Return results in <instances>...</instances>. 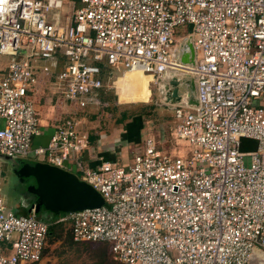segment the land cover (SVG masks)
Returning a JSON list of instances; mask_svg holds the SVG:
<instances>
[{"label": "built area", "instance_id": "2783aa9c", "mask_svg": "<svg viewBox=\"0 0 264 264\" xmlns=\"http://www.w3.org/2000/svg\"><path fill=\"white\" fill-rule=\"evenodd\" d=\"M65 2L61 20L52 12ZM6 6L0 157L73 172L104 202L42 219L10 210L0 193V264L39 262L55 223L75 241L107 243L123 264H250L256 249L264 252V0H8ZM185 43L193 56L182 62ZM57 55V88L81 108L105 104L106 66L150 75L157 84L169 72L193 79L195 104L186 88L175 103L163 96L173 106L178 145L161 151L149 137L130 164L103 160L92 168L81 157L88 135L72 114L46 145L33 146L40 121L29 94L37 62ZM243 138L256 146L242 150Z\"/></svg>", "mask_w": 264, "mask_h": 264}, {"label": "crops", "instance_id": "0c3cea01", "mask_svg": "<svg viewBox=\"0 0 264 264\" xmlns=\"http://www.w3.org/2000/svg\"><path fill=\"white\" fill-rule=\"evenodd\" d=\"M37 65L40 78L33 87L35 90L30 92V96L36 105L40 121V133L33 138L32 145H46L57 126L61 125L69 115L74 114L78 121V128L88 135V147L81 155L87 166L96 167L103 160H129L131 154L129 152V142L145 136L147 128L146 121L141 115L132 113L135 109L133 101L120 97L117 81L116 92H113V95L110 92L112 85L105 83L104 76L108 74L107 72L116 73L117 71L114 70L117 69L109 66L104 68L103 81L105 88L101 90L104 105L74 109L64 100L57 85L51 84V80L56 79V73L62 66L61 56L57 55L54 60L39 61ZM42 66H48V71H43ZM124 73L120 74L118 78L122 77ZM136 77L135 75L127 77L129 89L138 87L139 84L133 83V78ZM114 95L118 96L117 100H114ZM162 139V141H159L160 143L165 142V137ZM172 146L173 144L170 143L169 149ZM12 162L14 163L13 160H11ZM1 196L9 209L12 208L11 210L18 214L28 213L25 199L20 200V202L15 200L10 205L9 199L6 196L4 197L2 193ZM26 199L29 200V197L26 196Z\"/></svg>", "mask_w": 264, "mask_h": 264}, {"label": "rangeland", "instance_id": "374dc122", "mask_svg": "<svg viewBox=\"0 0 264 264\" xmlns=\"http://www.w3.org/2000/svg\"><path fill=\"white\" fill-rule=\"evenodd\" d=\"M67 11L68 6L67 2H65L63 8L53 10L52 13H59L61 15V20H64L63 16ZM175 37L178 38L177 35ZM8 60V56L0 54V67L5 66ZM114 71L117 72H107L108 74L104 76L105 83L112 85L110 89L111 94L113 95V92H116L117 81V86L120 89V97L133 101L135 109L132 113L134 115H141V117L146 121L147 128L145 136H141V138L136 141L133 140L129 142V152L131 153V156L129 155V160L125 161L122 159V161H118L123 165L130 164L133 153L142 150L145 140L148 137L152 138L156 147L161 149V151L168 150L170 143H176L175 146L178 145V142H176L172 133L176 123L173 106L164 103V95L158 89V84L152 82L150 75L139 72L138 76L133 78V83L139 84L138 87L135 89H129V81L127 77L132 73H124V70L122 69ZM122 73H124V75L118 78V76ZM174 76L180 77L177 75ZM38 78L40 77L38 76ZM160 82L163 83L164 81L159 80V83ZM51 84L55 85L56 80H51ZM34 90L35 89L32 88L31 92ZM117 99L118 96L114 95V100ZM64 100L69 105L73 106L74 109H78L79 106L76 102L69 101L65 98ZM34 106L36 109L35 103ZM107 116L109 115L107 114ZM163 137H165V142L160 143L159 141H162ZM179 146L182 147L181 144ZM13 170V162L11 163V159L0 157V193L9 199L10 205L15 200L20 202V200L26 199V196H31L30 191L28 190L29 179L21 180L20 177L13 172ZM40 216L38 217L42 219L51 218V214L48 212H44ZM59 230H61V237L53 242H48L42 259L33 264H123L111 257L108 247L104 243L75 241L70 236L68 227L64 224L62 227H58V232ZM255 251L264 253L257 249ZM250 264H264V258L260 259L257 258L256 255H253Z\"/></svg>", "mask_w": 264, "mask_h": 264}, {"label": "water", "instance_id": "95a60500", "mask_svg": "<svg viewBox=\"0 0 264 264\" xmlns=\"http://www.w3.org/2000/svg\"><path fill=\"white\" fill-rule=\"evenodd\" d=\"M192 56L193 51L190 43H185L181 49V61H190ZM162 81L164 82L158 84V89L166 97L167 102L178 101L180 89L186 88L189 94V103H196L193 79L185 80V78L175 77L173 73L169 72ZM11 160L14 161L13 172L21 180L29 179L28 190L31 197L29 200L25 199L28 213L40 216L42 213L48 212L51 214V218H56L62 213L99 207L104 202L98 191L79 179L73 172L42 161Z\"/></svg>", "mask_w": 264, "mask_h": 264}, {"label": "trees", "instance_id": "16d2710c", "mask_svg": "<svg viewBox=\"0 0 264 264\" xmlns=\"http://www.w3.org/2000/svg\"><path fill=\"white\" fill-rule=\"evenodd\" d=\"M256 146V141L255 140H252V139H248V138H243L242 141H241V149L242 150H248V149H252ZM11 210V209H10ZM13 211V210H12ZM15 212V211H14ZM17 213V212H16ZM62 223H55V224H52L50 227H49V235H48V242H53L54 240L58 239L59 237H61V233L59 230L58 232V227H62ZM70 232V230H69ZM70 236H71V233H69ZM72 237V236H71ZM100 243H104L107 247H108V250H109V253H110V249H109V246L107 243L105 242H100ZM45 251V250H44ZM111 255V253H110ZM36 263V262H34ZM33 264V263H32Z\"/></svg>", "mask_w": 264, "mask_h": 264}, {"label": "clouds", "instance_id": "9594fccd", "mask_svg": "<svg viewBox=\"0 0 264 264\" xmlns=\"http://www.w3.org/2000/svg\"><path fill=\"white\" fill-rule=\"evenodd\" d=\"M7 3L8 0H0V17H2L3 14L9 10V8L6 6Z\"/></svg>", "mask_w": 264, "mask_h": 264}, {"label": "bare ground", "instance_id": "6f19581e", "mask_svg": "<svg viewBox=\"0 0 264 264\" xmlns=\"http://www.w3.org/2000/svg\"><path fill=\"white\" fill-rule=\"evenodd\" d=\"M136 72H137V71H136ZM136 72H133V71H126L125 73H128V74H131V73H132L131 75L138 76L139 72H138V73H136ZM173 74H174V73H173ZM131 75H128V77L131 76ZM253 255H256L257 258H260V259L264 258V253H261V252H258V251H255Z\"/></svg>", "mask_w": 264, "mask_h": 264}]
</instances>
